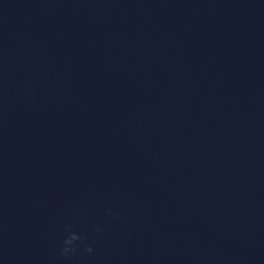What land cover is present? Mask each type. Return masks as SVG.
<instances>
[{"label":"clouds","instance_id":"1","mask_svg":"<svg viewBox=\"0 0 264 264\" xmlns=\"http://www.w3.org/2000/svg\"><path fill=\"white\" fill-rule=\"evenodd\" d=\"M77 239V237L76 236H73L72 238H71V240H69V241H65V243L66 244H70L73 240H76ZM65 251H67V249H65ZM89 251H91V249H89Z\"/></svg>","mask_w":264,"mask_h":264}]
</instances>
